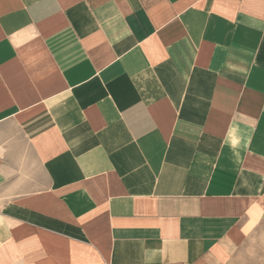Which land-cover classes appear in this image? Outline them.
Masks as SVG:
<instances>
[{
    "label": "crops",
    "instance_id": "1",
    "mask_svg": "<svg viewBox=\"0 0 264 264\" xmlns=\"http://www.w3.org/2000/svg\"><path fill=\"white\" fill-rule=\"evenodd\" d=\"M0 264H264V0H0Z\"/></svg>",
    "mask_w": 264,
    "mask_h": 264
}]
</instances>
